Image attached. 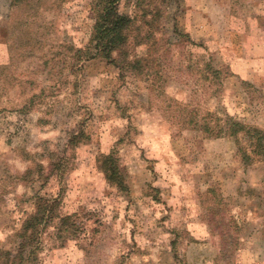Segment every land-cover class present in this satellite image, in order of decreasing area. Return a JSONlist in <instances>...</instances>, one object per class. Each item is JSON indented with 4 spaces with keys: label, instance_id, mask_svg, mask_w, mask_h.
<instances>
[{
    "label": "rangeland",
    "instance_id": "rangeland-1",
    "mask_svg": "<svg viewBox=\"0 0 264 264\" xmlns=\"http://www.w3.org/2000/svg\"><path fill=\"white\" fill-rule=\"evenodd\" d=\"M90 3L0 0V249L41 195L36 264H264V162L198 129L264 130V0L166 1L133 74L77 59Z\"/></svg>",
    "mask_w": 264,
    "mask_h": 264
},
{
    "label": "trees",
    "instance_id": "trees-1",
    "mask_svg": "<svg viewBox=\"0 0 264 264\" xmlns=\"http://www.w3.org/2000/svg\"><path fill=\"white\" fill-rule=\"evenodd\" d=\"M166 1L168 0H91L93 24L87 43L76 50L77 59L101 58L118 68L122 74L145 72L148 58L157 50V39L153 40L152 36L162 13L161 5ZM198 129L209 137H232L239 145L238 151L244 160L256 157L264 162L263 129L233 120L227 121L223 126L209 120L198 126ZM241 139L246 141L248 148L240 145ZM102 163L106 179L121 190H126L115 158L107 155ZM34 206V211L23 219L20 230L15 234L14 249H0V264H36L38 234L52 207L51 202L41 195L36 197Z\"/></svg>",
    "mask_w": 264,
    "mask_h": 264
}]
</instances>
